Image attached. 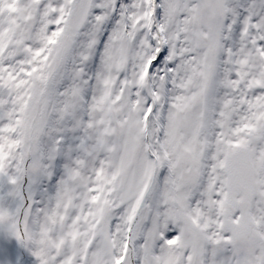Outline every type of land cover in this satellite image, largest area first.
Masks as SVG:
<instances>
[{
    "label": "snow or ice",
    "instance_id": "1",
    "mask_svg": "<svg viewBox=\"0 0 264 264\" xmlns=\"http://www.w3.org/2000/svg\"><path fill=\"white\" fill-rule=\"evenodd\" d=\"M0 264H264V0H0Z\"/></svg>",
    "mask_w": 264,
    "mask_h": 264
}]
</instances>
